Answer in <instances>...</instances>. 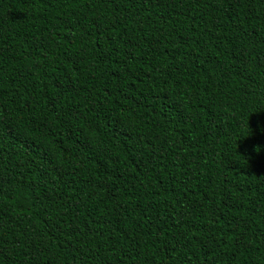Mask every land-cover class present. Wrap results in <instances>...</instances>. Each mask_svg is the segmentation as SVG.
I'll list each match as a JSON object with an SVG mask.
<instances>
[{
    "label": "trees",
    "instance_id": "16d2710c",
    "mask_svg": "<svg viewBox=\"0 0 264 264\" xmlns=\"http://www.w3.org/2000/svg\"><path fill=\"white\" fill-rule=\"evenodd\" d=\"M0 264H264V0H0Z\"/></svg>",
    "mask_w": 264,
    "mask_h": 264
}]
</instances>
